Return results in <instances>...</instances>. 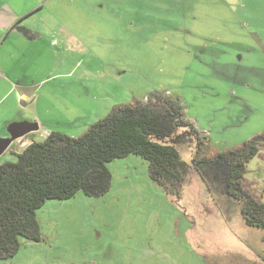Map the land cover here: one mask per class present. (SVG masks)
I'll return each mask as SVG.
<instances>
[{"label":"rangeland","instance_id":"obj_1","mask_svg":"<svg viewBox=\"0 0 264 264\" xmlns=\"http://www.w3.org/2000/svg\"><path fill=\"white\" fill-rule=\"evenodd\" d=\"M39 3V16L67 21L68 136L99 120L100 84L113 101L105 116L154 92L177 100L201 143L176 146L188 164L264 133V0ZM21 150L12 146L0 164ZM106 167L105 196L45 202L35 214L40 241L20 238L0 264H264V231L245 224L218 172L205 182L192 170L177 200L150 180L140 157ZM242 188L264 202V148L246 165Z\"/></svg>","mask_w":264,"mask_h":264},{"label":"trees","instance_id":"obj_2","mask_svg":"<svg viewBox=\"0 0 264 264\" xmlns=\"http://www.w3.org/2000/svg\"><path fill=\"white\" fill-rule=\"evenodd\" d=\"M194 139L201 144L180 103L154 92L146 102L114 106L77 138L51 133L43 142H32L15 162L0 164V260L16 255L20 238L40 241L35 214L45 202L67 201L78 192L105 196L111 186L106 164L131 155L145 160L150 180L177 200L192 170L205 182L218 172L225 193L241 204L245 224L264 231V202L242 188L246 165L264 148V133L238 149L188 164L176 146Z\"/></svg>","mask_w":264,"mask_h":264},{"label":"crops","instance_id":"obj_3","mask_svg":"<svg viewBox=\"0 0 264 264\" xmlns=\"http://www.w3.org/2000/svg\"><path fill=\"white\" fill-rule=\"evenodd\" d=\"M42 9L39 0H0V138L8 137L12 124L37 126V131L9 147L21 144L20 152L51 133L68 136L63 129L67 127V78L71 75L67 73V21L39 16ZM103 88L100 84L93 93L99 102V120L113 103ZM20 152L11 155L16 159Z\"/></svg>","mask_w":264,"mask_h":264},{"label":"water","instance_id":"obj_4","mask_svg":"<svg viewBox=\"0 0 264 264\" xmlns=\"http://www.w3.org/2000/svg\"><path fill=\"white\" fill-rule=\"evenodd\" d=\"M34 131H37V126L35 124H29V123L12 124L7 129L8 137L0 138V157L9 149V147L14 142Z\"/></svg>","mask_w":264,"mask_h":264},{"label":"built area","instance_id":"obj_5","mask_svg":"<svg viewBox=\"0 0 264 264\" xmlns=\"http://www.w3.org/2000/svg\"><path fill=\"white\" fill-rule=\"evenodd\" d=\"M18 141V140H17Z\"/></svg>","mask_w":264,"mask_h":264}]
</instances>
